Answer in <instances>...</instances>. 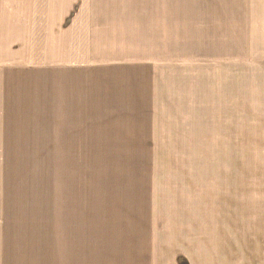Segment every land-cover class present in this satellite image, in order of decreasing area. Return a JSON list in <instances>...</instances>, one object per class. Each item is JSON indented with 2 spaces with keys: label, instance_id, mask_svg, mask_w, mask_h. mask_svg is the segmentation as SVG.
<instances>
[{
  "label": "rangeland",
  "instance_id": "1",
  "mask_svg": "<svg viewBox=\"0 0 264 264\" xmlns=\"http://www.w3.org/2000/svg\"><path fill=\"white\" fill-rule=\"evenodd\" d=\"M219 47L264 60V0H0V264L59 245L195 255L201 230L264 228V158L233 134L263 86L219 132L200 124ZM136 66L158 87L121 88Z\"/></svg>",
  "mask_w": 264,
  "mask_h": 264
},
{
  "label": "crops",
  "instance_id": "2",
  "mask_svg": "<svg viewBox=\"0 0 264 264\" xmlns=\"http://www.w3.org/2000/svg\"><path fill=\"white\" fill-rule=\"evenodd\" d=\"M203 50L204 48L201 47L202 53ZM227 50V53H223V57L227 58L226 62L221 63L220 47L214 54L206 57L210 60L203 58L200 62L199 80L196 79L189 85L190 88H196L198 80L200 124L203 125V129L204 126L216 124V130L220 131L221 109L232 108L231 103L239 100L242 102L255 101V97L251 94H256V88H261V86L264 88V60L256 57L255 61L249 62L242 57L243 55L231 53L229 47ZM256 62L261 65L259 66ZM155 72V69H147L143 72L136 66L135 70L129 71L128 76L135 74L137 78L143 76L145 80L140 79L132 84V81L122 79L121 88H157ZM238 72L241 73L240 78ZM96 80L95 75L92 85L96 83ZM221 88H228L227 94H224ZM152 90L154 93L155 89ZM239 94L244 97L240 96L237 99ZM246 94L249 96H245ZM243 105L245 107V104ZM238 106L233 109L234 112L238 108H244ZM250 109L252 112L244 122L235 125L234 123L238 121L232 123L235 126L233 134L242 135L243 137L239 139L250 142L248 147L252 153L249 157L264 158V106L250 107ZM235 140H238L237 136ZM246 147L244 143V148ZM260 166L262 169L259 173L264 182V162H261ZM200 233V244L195 246L199 250L195 251V255L190 251L178 250L176 246L59 245L57 247L59 255H40L38 258L31 256L32 259L24 258V261L25 264H45L44 261H57L59 264H264V228L201 230ZM122 236L128 237V235Z\"/></svg>",
  "mask_w": 264,
  "mask_h": 264
}]
</instances>
